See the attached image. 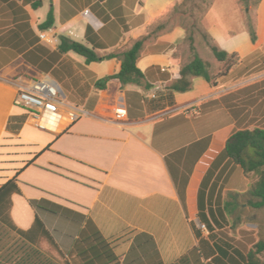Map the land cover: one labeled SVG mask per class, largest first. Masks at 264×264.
<instances>
[{
    "label": "crops",
    "instance_id": "0c3cea01",
    "mask_svg": "<svg viewBox=\"0 0 264 264\" xmlns=\"http://www.w3.org/2000/svg\"><path fill=\"white\" fill-rule=\"evenodd\" d=\"M182 1L42 0L38 10L25 7L40 41L21 54L12 46H24L33 37L27 29L17 30L21 19L0 0V188L15 180L20 190L5 201L9 206L0 214V264H16L20 256L27 264V254L32 262L44 254L55 264H81L74 244L85 229L99 231L118 264H248L252 246L243 239L251 236L254 225L240 217L247 205L227 195L246 193L250 181L244 174L245 184L241 180L239 187L237 165L225 156L226 139L220 134L253 129L250 104L258 91L253 86L263 83L264 74L250 76L242 69L264 62V0L255 43L245 19L236 25L213 20L215 3L205 14L202 25L215 44L238 55L231 68L215 58L213 66L208 64L217 77L215 86L195 78L191 91L171 92L192 59L182 27L169 28L143 49L137 66L149 89L121 88L114 81L98 91L99 80L120 72L116 58L87 64L73 53L51 56L61 36L92 48L88 29L101 45L95 50L99 57L126 50ZM236 6L234 12H239L238 0ZM51 9L54 27L40 32ZM43 75L58 83L64 97L61 122L44 130L15 104L16 79ZM120 105L127 116L117 122ZM74 108L84 116L72 120ZM11 118H24L19 130H9ZM18 124L12 122V127ZM207 137L212 142L196 160L188 148ZM184 149L183 155L171 157ZM34 200L49 201L61 211L37 213L30 204ZM201 213L207 226L201 223ZM37 217L44 227H36L33 241L10 228L28 232ZM195 229L206 241L202 248Z\"/></svg>",
    "mask_w": 264,
    "mask_h": 264
},
{
    "label": "trees",
    "instance_id": "16d2710c",
    "mask_svg": "<svg viewBox=\"0 0 264 264\" xmlns=\"http://www.w3.org/2000/svg\"><path fill=\"white\" fill-rule=\"evenodd\" d=\"M2 3L7 5L9 10L13 11V15L17 17V19H21L22 23L17 26V30L27 29V33L32 35V40H30L24 46H12L14 49L19 51L21 54H24L29 50L31 46H34L36 43L40 41L39 37L35 36L34 31L31 29L30 24L28 22V14L25 10L26 6H31L32 9L38 10L42 7V0H1ZM193 0H183L180 4L170 7L167 9L158 19L163 20L167 18V21L164 23H157L158 19L153 21L150 25L149 34L137 40L130 48L114 52L106 57H99L95 50L100 48V44L96 41V37H92V31L90 29L87 30V41L93 46L92 48L76 42L68 37L61 36L59 37V46L57 51L51 53V56L54 58H61L65 54L73 53L84 59L87 64L93 62H100L106 59H118L121 61V70L118 74L106 77L104 79L99 80L96 83V88L98 91H105L107 85L111 82H118L121 88H125L128 85H136L143 87L144 89H149V85L145 84V75L138 68L137 62L141 57L142 51L145 48L147 42L151 39H155L161 34H164L169 30V28L174 27H182L187 32L186 41L189 44V49L192 54L191 61L185 65L180 71V79L174 82L170 86V90L173 93H186L193 89V80L195 78H203L207 81L211 86L216 85V76H213L209 71L208 63L200 56L195 46V33L200 32L202 21L195 18L193 13L190 15L192 19V25L186 24V20L182 19L187 16L185 8L190 2ZM215 1V0H214ZM214 1L206 6V9L202 11L208 12ZM206 12V13H207ZM173 14V15H171ZM174 16H180V21L176 24L171 25L169 23L173 22ZM201 23V24H200ZM55 17L53 9L50 10L47 19L45 22L39 25L38 29L40 32L49 31L54 27ZM256 23L254 26L249 24V32L251 34V39L253 43L257 40V28ZM126 29V28H125ZM17 32V31H16ZM205 37L207 39L208 47L210 48L214 58L218 62H226L230 63V67L235 66L238 63V55L232 54L229 55L227 52L221 50L216 44L215 41L209 36L208 33H205ZM37 50H42L46 53L45 49L38 47ZM25 60H27V54L24 55ZM42 68V67H41ZM19 122L18 125L12 127V122ZM24 122V118H11L9 122V130H19L21 124ZM226 139L224 154L225 156L233 162L235 165L239 166L246 177L254 175L257 177V181L254 183H250L249 190L246 193H236L230 192L227 197L235 202L243 201L247 206L252 209L259 210L264 208V129L255 128L253 130H240L232 135L229 133V130L226 129L222 131L220 134ZM212 142V137H207L194 145L188 148L189 151H192V155H195V158H199L210 146ZM186 149L178 151L171 155V157H177L186 153ZM170 163V159L168 158ZM194 162V158H193ZM14 193H20L19 188L15 184V180H11L6 183L4 186L0 188V214L3 212L7 205L5 206V201H9L10 197ZM31 206L40 213L42 211L48 212L53 215L59 214L61 208L56 206L55 204L46 201H31ZM231 203H227L226 207H230ZM201 223L207 226V222L202 217V213L200 214ZM36 227H44L43 222L37 217L35 225L33 229L28 232H24L18 230L15 226L10 225V228L16 231V233L22 237L27 238L28 240L33 241L37 236ZM195 234L197 239L199 240V247L202 248L206 241L201 237L199 231L195 229ZM35 235V236H34ZM75 253L81 260V264H118L117 257L113 252V248L111 244L102 237L97 229L89 231L87 229L80 231L79 239L74 244ZM215 253V250H213ZM264 254V241H259L256 245H254V249L250 250L246 259L248 260V264H264L260 259V255ZM30 255L27 254V264H33L30 260ZM24 257L20 256L17 258L16 264H25ZM184 261V257L180 260ZM179 261V262H180ZM36 264V263H34Z\"/></svg>",
    "mask_w": 264,
    "mask_h": 264
},
{
    "label": "rangeland",
    "instance_id": "374dc122",
    "mask_svg": "<svg viewBox=\"0 0 264 264\" xmlns=\"http://www.w3.org/2000/svg\"><path fill=\"white\" fill-rule=\"evenodd\" d=\"M214 1V0H213ZM239 1V12H234L236 6V0H215L214 1V11L211 14V17L215 21L219 20H228L233 22L235 25L239 22L241 23L243 19H245L246 23L254 26L257 21V14L259 5L262 0H238ZM211 2V0H193L190 2L184 9L186 11L187 16L182 18L186 20V24L192 25V19L190 18V15L193 13L195 18L202 21L205 17L206 12L202 13L206 9V6ZM173 15V14H171ZM173 22L169 23L170 27L171 25L176 24L180 21V16H174ZM224 18V19H223ZM164 21H167V18L164 19ZM201 24V23H200ZM242 24V23H241ZM201 30L198 33H195V46L197 48L198 53L208 62L210 66L214 65V56L208 47V41L205 37L206 30L203 27V25H200ZM254 68V69H252ZM212 71V69H211ZM244 72H249L250 76H256L264 74V62L262 63H256V65L249 67L248 69H242ZM264 80V77L262 79ZM256 88V93L252 95L251 99H255V101H251L250 104V113L253 116V122L249 125L250 127L255 128H262L264 129V81L260 85L253 86ZM261 90V93H260ZM252 129V130H253ZM236 172L238 175V179L235 178L240 187L241 184H245V177L243 170L237 166ZM237 177V176H235ZM250 181V183H254L257 181V177L254 175H251L250 178L247 177ZM242 180V183L240 184ZM242 203H244L242 201ZM248 207V208H247ZM240 217L242 220L245 221V224H247V220L250 224L254 225V230H251L249 237L244 236V243H248L250 250L254 249V245H256L259 241H264V208L255 210L250 208L249 206H246L244 210L240 211ZM3 229L0 230V236H3ZM5 240H7V235L4 236ZM16 240H18V237L16 236ZM17 244V251H19L21 244L19 243V240L16 242ZM248 248V247H247ZM22 251V250H21ZM20 254V253H19ZM42 260H39V259ZM261 261L264 262V254L260 255ZM45 264H55L53 261L48 259L44 254H42L40 257L37 256V260L33 262L36 264H41L42 262ZM45 261V262H44Z\"/></svg>",
    "mask_w": 264,
    "mask_h": 264
},
{
    "label": "built area",
    "instance_id": "2783aa9c",
    "mask_svg": "<svg viewBox=\"0 0 264 264\" xmlns=\"http://www.w3.org/2000/svg\"><path fill=\"white\" fill-rule=\"evenodd\" d=\"M18 96L16 106L26 110L39 129H48L61 122L64 97L58 83L47 75L36 78L18 77L15 81ZM84 116L78 108L71 109L70 118L77 120ZM127 111L120 105L115 111L117 122L124 121Z\"/></svg>",
    "mask_w": 264,
    "mask_h": 264
}]
</instances>
